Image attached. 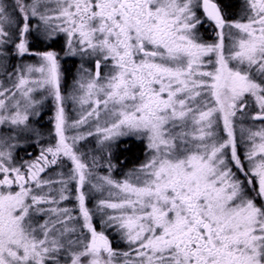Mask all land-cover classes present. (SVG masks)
I'll return each instance as SVG.
<instances>
[{
	"label": "snow or ice",
	"instance_id": "snow-or-ice-1",
	"mask_svg": "<svg viewBox=\"0 0 264 264\" xmlns=\"http://www.w3.org/2000/svg\"><path fill=\"white\" fill-rule=\"evenodd\" d=\"M0 264H264V0H0Z\"/></svg>",
	"mask_w": 264,
	"mask_h": 264
},
{
	"label": "trees",
	"instance_id": "trees-1",
	"mask_svg": "<svg viewBox=\"0 0 264 264\" xmlns=\"http://www.w3.org/2000/svg\"><path fill=\"white\" fill-rule=\"evenodd\" d=\"M71 65H67L66 67H69ZM131 144V149L128 152L122 153L123 157H126L130 162H136L138 158L140 157V153L142 152L141 147L136 144L135 142L129 141Z\"/></svg>",
	"mask_w": 264,
	"mask_h": 264
},
{
	"label": "rangeland",
	"instance_id": "rangeland-1",
	"mask_svg": "<svg viewBox=\"0 0 264 264\" xmlns=\"http://www.w3.org/2000/svg\"><path fill=\"white\" fill-rule=\"evenodd\" d=\"M67 65H71V66L73 67V70H74V65H72L71 62H68V63L65 65V67H66ZM142 159H143V152L140 153V157H139L138 160H137L136 162H134V163H138V162H139L140 160H142ZM132 164H133V162H132ZM129 167H131V166H129ZM119 175H120V173L117 172V176H119Z\"/></svg>",
	"mask_w": 264,
	"mask_h": 264
},
{
	"label": "flooded vegetation",
	"instance_id": "flooded-vegetation-1",
	"mask_svg": "<svg viewBox=\"0 0 264 264\" xmlns=\"http://www.w3.org/2000/svg\"><path fill=\"white\" fill-rule=\"evenodd\" d=\"M69 62H71V61H69ZM70 75H71V73H70ZM45 119H47V117H45ZM130 143V142H129ZM123 147V146H122ZM21 155H23V153H21ZM120 155H122V153H120ZM123 156V155H122ZM134 163V162H133ZM129 166H132V162H130V163H128V165H126V167H129ZM116 175H117V173H116Z\"/></svg>",
	"mask_w": 264,
	"mask_h": 264
}]
</instances>
